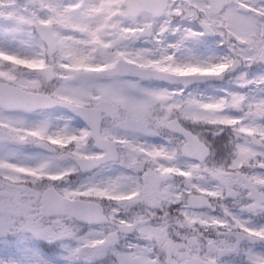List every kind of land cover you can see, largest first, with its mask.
Segmentation results:
<instances>
[{
    "label": "snow or ice",
    "instance_id": "6c2138e0",
    "mask_svg": "<svg viewBox=\"0 0 264 264\" xmlns=\"http://www.w3.org/2000/svg\"><path fill=\"white\" fill-rule=\"evenodd\" d=\"M0 264H264V0H0Z\"/></svg>",
    "mask_w": 264,
    "mask_h": 264
},
{
    "label": "flooded vegetation",
    "instance_id": "af4514ba",
    "mask_svg": "<svg viewBox=\"0 0 264 264\" xmlns=\"http://www.w3.org/2000/svg\"><path fill=\"white\" fill-rule=\"evenodd\" d=\"M217 70H221V69H207L205 71H217ZM191 71H201L199 69H192ZM151 83H154V84H157V85H160V86H169L167 85L166 83H164L163 81H153ZM219 85V87H218ZM226 87V86H231L229 84V77L228 76H225L224 80L223 81H213V82H210V83H206V82H198V83H195L190 87V89H195V88H199L201 91L207 89L209 93H212L214 89H217V88H220V87ZM177 85H171L169 87H176Z\"/></svg>",
    "mask_w": 264,
    "mask_h": 264
},
{
    "label": "rangeland",
    "instance_id": "374dc122",
    "mask_svg": "<svg viewBox=\"0 0 264 264\" xmlns=\"http://www.w3.org/2000/svg\"><path fill=\"white\" fill-rule=\"evenodd\" d=\"M194 47L197 49L198 52H201V53L204 54V55H211V54H213L211 51H207V50L205 49L204 45H202V44L194 45ZM199 70H200V69H199ZM205 70H207V69H204L203 71H205ZM152 85H153V86H160V85H157V84H154V83H152ZM222 86H223V85H222ZM218 87H219V85H218ZM223 87H224V86H223ZM195 90H197V91H201L199 88H195ZM209 94H212V93H209Z\"/></svg>",
    "mask_w": 264,
    "mask_h": 264
},
{
    "label": "water",
    "instance_id": "95a60500",
    "mask_svg": "<svg viewBox=\"0 0 264 264\" xmlns=\"http://www.w3.org/2000/svg\"><path fill=\"white\" fill-rule=\"evenodd\" d=\"M167 83V82H166Z\"/></svg>",
    "mask_w": 264,
    "mask_h": 264
}]
</instances>
